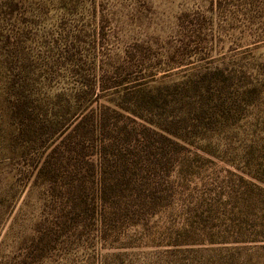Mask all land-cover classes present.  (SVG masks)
Listing matches in <instances>:
<instances>
[{
    "label": "trees",
    "instance_id": "obj_1",
    "mask_svg": "<svg viewBox=\"0 0 264 264\" xmlns=\"http://www.w3.org/2000/svg\"><path fill=\"white\" fill-rule=\"evenodd\" d=\"M216 1L155 55L119 37L138 13L0 0V182H32L42 203L31 246L1 264H40L74 235L94 234L100 264L264 245V0Z\"/></svg>",
    "mask_w": 264,
    "mask_h": 264
},
{
    "label": "rangeland",
    "instance_id": "obj_2",
    "mask_svg": "<svg viewBox=\"0 0 264 264\" xmlns=\"http://www.w3.org/2000/svg\"><path fill=\"white\" fill-rule=\"evenodd\" d=\"M104 6L125 10L126 14L138 13L136 23L127 17L121 18L120 36L130 44L136 39L152 41L155 55L160 54L169 36L175 32L177 17L186 11L203 7L207 10L210 0H138L133 7L131 0H99ZM215 4H216V0ZM103 2V3H102ZM215 23L223 24L224 18L216 14ZM228 26V25H227ZM160 36V37H159ZM237 38H241L239 31L229 30L222 34V44L217 47L218 54L232 53L236 49ZM161 40V42H160ZM256 41V42H255ZM257 43L262 40H255ZM258 43L260 47L263 44ZM264 52V49L259 51ZM258 52V53H259ZM233 169L232 167H230ZM224 172V171H223ZM210 167H207V174ZM42 203L39 186L32 182L21 184L18 182L13 188L0 182V264L6 260L24 256L23 250L31 246V238L37 221L41 218ZM73 236L66 243L58 246L47 255L40 264H100L99 255L94 250V234L90 238ZM217 246L206 249L205 254L194 255L184 264H264V245L258 243L227 245L217 250ZM142 253L141 251H137Z\"/></svg>",
    "mask_w": 264,
    "mask_h": 264
}]
</instances>
